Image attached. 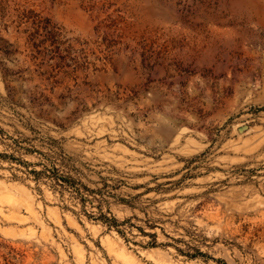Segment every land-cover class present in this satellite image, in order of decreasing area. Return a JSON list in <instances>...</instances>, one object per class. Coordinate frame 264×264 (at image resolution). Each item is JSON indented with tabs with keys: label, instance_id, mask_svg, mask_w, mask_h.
Instances as JSON below:
<instances>
[{
	"label": "rangeland",
	"instance_id": "obj_1",
	"mask_svg": "<svg viewBox=\"0 0 264 264\" xmlns=\"http://www.w3.org/2000/svg\"><path fill=\"white\" fill-rule=\"evenodd\" d=\"M63 154L124 236L33 178ZM221 261L264 264V0H0V264Z\"/></svg>",
	"mask_w": 264,
	"mask_h": 264
},
{
	"label": "trees",
	"instance_id": "obj_2",
	"mask_svg": "<svg viewBox=\"0 0 264 264\" xmlns=\"http://www.w3.org/2000/svg\"><path fill=\"white\" fill-rule=\"evenodd\" d=\"M47 160V163H39L42 166L41 169H32L30 171L36 181H45L52 190L59 193L62 197L66 194L71 202L79 206L86 218L101 223L108 230L113 229L121 236H124L125 228L127 226H133L129 219L120 220L111 211V199L124 203L129 201L123 197H119L114 191L115 187L104 182V178H102L100 187H90L82 180V177L78 175V169L70 165L69 161L72 160L70 156L63 154L55 159L57 161H53L50 158ZM146 226L152 229L156 225L154 221L146 218ZM136 227L143 235L151 238L147 243L148 246L154 247L157 245L155 232L145 231L140 226ZM165 235L167 236V234ZM168 238L171 239V242L168 244L173 245L178 253L190 259L208 257V253L202 251L201 248L193 244L190 239H185L183 237ZM221 263L227 264L224 261H221Z\"/></svg>",
	"mask_w": 264,
	"mask_h": 264
}]
</instances>
